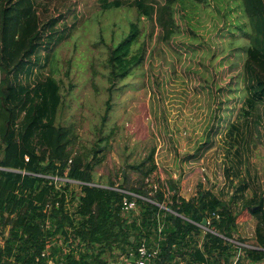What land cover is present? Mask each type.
<instances>
[{"label":"rangeland","instance_id":"374dc122","mask_svg":"<svg viewBox=\"0 0 264 264\" xmlns=\"http://www.w3.org/2000/svg\"><path fill=\"white\" fill-rule=\"evenodd\" d=\"M34 1L46 30L20 78L31 86L48 75L59 81L56 122L73 127V150L95 162V184L124 183L127 175L134 185L138 178L126 164L153 150L157 169L147 181L171 179L185 198L210 190L241 212L242 202L264 196V110L240 109L249 30L238 0H175L176 33L169 40H162L155 16L141 18L136 45L145 44V58L111 94L105 61L137 21L136 10L127 0L119 7L104 6L112 0ZM96 144L102 151L94 158ZM67 188L73 211L80 188ZM242 214L234 237L252 246L256 220ZM122 255L116 251L108 263Z\"/></svg>","mask_w":264,"mask_h":264},{"label":"trees","instance_id":"16d2710c","mask_svg":"<svg viewBox=\"0 0 264 264\" xmlns=\"http://www.w3.org/2000/svg\"><path fill=\"white\" fill-rule=\"evenodd\" d=\"M238 1L249 30L240 109L250 115L259 107L264 110V0ZM123 2L112 0L104 6ZM125 3L136 10L137 21L130 22L126 35L109 49L105 77L110 94L145 58V44L136 45L141 18L155 16L162 40L176 33L175 0ZM45 30L34 0H0V264H47L59 255L65 264H108V256L116 251L135 254L141 242L156 250L151 264H230L235 253L241 264V250L250 264L264 260L263 194L242 202L241 212L210 190L185 198L171 179L147 181L157 169L153 150L126 164L138 178L134 185H128L127 175L122 184L93 182L95 162L73 150V127L56 122L62 103L59 81L48 75L31 86L20 78L41 47ZM109 110L108 99L102 122ZM91 149L94 158L102 151L99 144ZM47 176L81 182L80 192L71 198L76 200L73 211L66 194L70 184L60 188ZM125 197L135 199L134 208L123 209ZM241 213L256 220L253 248L232 241ZM60 237L63 244L57 242Z\"/></svg>","mask_w":264,"mask_h":264},{"label":"built area","instance_id":"2783aa9c","mask_svg":"<svg viewBox=\"0 0 264 264\" xmlns=\"http://www.w3.org/2000/svg\"><path fill=\"white\" fill-rule=\"evenodd\" d=\"M48 178L52 179L55 183L56 182H59L61 184H65V183H68V184H73V185H77L79 186L81 184V182L77 181V180H73V179H69V178H66V177H58V176H47ZM57 185V183H56ZM129 195H132L134 197H140V198H143L145 199L144 197L140 196V195H136V194H133V193H129L127 192ZM135 207V199L132 198V199H128L127 197H125L123 199V209L124 210H128L130 208H134ZM235 244H239L241 246H246V247H249V248H253V246H248L246 244H242V243H239L238 241L236 240H232ZM64 251H67V248L63 249V252ZM156 254V250H148L145 243L144 242H141L138 246H137V249H136V253L133 254V259L129 262V264H145V260L148 259L150 261L149 264H151V258H153ZM238 257L236 255H233V257L231 258L230 260V264H238ZM47 264H65L64 260L62 257L59 256H55V258H50L48 261H47ZM176 264H206L205 262H193V263H188L184 260H180L178 261ZM214 264V263H212Z\"/></svg>","mask_w":264,"mask_h":264},{"label":"crops","instance_id":"0c3cea01","mask_svg":"<svg viewBox=\"0 0 264 264\" xmlns=\"http://www.w3.org/2000/svg\"><path fill=\"white\" fill-rule=\"evenodd\" d=\"M133 254L134 253H129V256L128 255H125V258H124V256L122 255V256H120V257H118V258H116V259H114V260H116V261H114V262H112V263H108V264H129V262L133 259ZM243 258H244V256H243ZM242 259V258H241ZM243 262H244V264H250L249 262H248V260H243ZM243 262L241 263V264H243ZM256 264H264V260H262L261 262H259V263H256Z\"/></svg>","mask_w":264,"mask_h":264},{"label":"water","instance_id":"95a60500","mask_svg":"<svg viewBox=\"0 0 264 264\" xmlns=\"http://www.w3.org/2000/svg\"><path fill=\"white\" fill-rule=\"evenodd\" d=\"M119 184H122V178H121ZM203 224H205V220H203ZM149 263H150V261L148 259H146L145 264H149Z\"/></svg>","mask_w":264,"mask_h":264}]
</instances>
